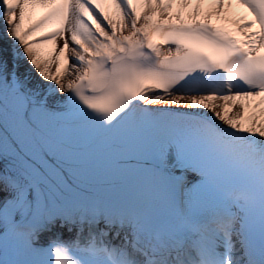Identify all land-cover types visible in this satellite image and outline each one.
<instances>
[{"label": "snow or ice", "instance_id": "obj_1", "mask_svg": "<svg viewBox=\"0 0 264 264\" xmlns=\"http://www.w3.org/2000/svg\"><path fill=\"white\" fill-rule=\"evenodd\" d=\"M236 4L255 18L233 21L242 38L211 22L233 0H0L13 41L11 69L0 50V226L34 257L5 259L0 238V262L264 264V0ZM38 40L58 47L55 73ZM182 101L199 114L149 110ZM129 172L138 194L114 187ZM57 222L78 239L34 247Z\"/></svg>", "mask_w": 264, "mask_h": 264}, {"label": "bare ground", "instance_id": "obj_2", "mask_svg": "<svg viewBox=\"0 0 264 264\" xmlns=\"http://www.w3.org/2000/svg\"><path fill=\"white\" fill-rule=\"evenodd\" d=\"M193 2H195V0H193ZM207 2H211V0H206ZM106 10L111 14L114 10L110 7H107L106 5ZM174 11L176 10L175 8L173 9ZM45 11V9L42 8H36L34 10H32V14H31V19L35 20L37 19L40 15L43 14V12ZM240 17H244L247 20H252L253 19V15L251 14V12L248 11V9L238 6L236 4V0H233V8L231 10V14H230V19H232L233 21L238 20ZM214 19H216L215 17H213ZM163 19V18H162ZM229 19V20H230ZM253 21V20H252ZM29 19L26 16L25 18V26L28 25L29 23ZM258 25L254 24L253 25V30L258 29ZM47 30V29H44ZM36 36H40L41 35V30H36L34 33ZM26 39L31 40L33 38V33H29L26 37ZM56 44L58 47L63 45V41L57 37L56 38ZM34 49H36L35 55L38 59H40L41 61H49L52 62L50 63V70L55 73L56 71V65L53 62L55 60V56L59 55L58 53V47L57 50L54 51L53 50V44L50 42V40H38L37 43L31 45ZM0 50L3 51V57L4 59H6L8 61V65L9 68L12 67V50H13V41L11 39H9L5 34H4V25L3 23H0ZM16 50L17 51H21L22 49L17 45L16 46ZM62 60V58H61ZM17 63L19 64V74L21 76V78L24 77V75L30 74V85L35 84L37 82H39L41 84V87H45V84L43 81H40V78L36 75V72L31 70L27 64V61L24 59H20L17 61ZM175 95H181V96H188V95H184V94H180V93H174ZM164 95V94H163ZM193 95V94H191ZM60 99H63V97H59ZM170 97L165 95V99H169ZM216 103H221L220 101H216ZM163 104V103H160ZM172 106H177V107H185V108H189L186 106V101H182V103L180 105H172ZM235 110V109H234ZM211 113V112H209ZM229 115L231 116V113H229ZM59 228L61 230H63L64 228H61L59 226ZM48 240V239H47ZM46 240V241H47Z\"/></svg>", "mask_w": 264, "mask_h": 264}]
</instances>
